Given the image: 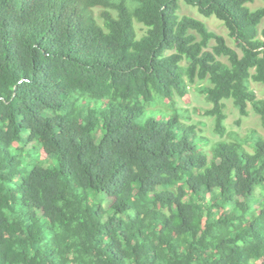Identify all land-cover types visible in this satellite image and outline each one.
<instances>
[{
    "label": "trees",
    "instance_id": "1",
    "mask_svg": "<svg viewBox=\"0 0 264 264\" xmlns=\"http://www.w3.org/2000/svg\"><path fill=\"white\" fill-rule=\"evenodd\" d=\"M249 1L0 0V264H264V137L165 107L207 81L264 129Z\"/></svg>",
    "mask_w": 264,
    "mask_h": 264
},
{
    "label": "rangeland",
    "instance_id": "2",
    "mask_svg": "<svg viewBox=\"0 0 264 264\" xmlns=\"http://www.w3.org/2000/svg\"><path fill=\"white\" fill-rule=\"evenodd\" d=\"M247 5L251 9H256L264 6V0H251ZM180 13L189 14L203 20L211 30L224 35L231 46L238 50L240 49L235 41L229 36L227 28L220 20L214 17L206 18L196 7L189 6L184 2H181ZM138 30L140 34L143 33V26L141 24H138ZM222 59L224 60V57ZM206 84H208L207 81H197L195 85H188L187 91L184 95L176 94L173 101H169L165 107L169 109H172L173 107L178 108L182 115H189L190 118H183L184 121L187 124H196L197 133L207 137L211 143L222 139H229L231 133L236 132L240 135L246 134L251 129L255 130L260 136L264 137V129L261 125L260 116L254 112L251 104H249L248 114L241 116L239 111L233 106L231 100H227L225 106V113L227 115L225 120L227 133L224 137L217 134L214 130V118L207 114V111L212 107V104L202 90ZM250 87L257 94V97L264 101V83L251 80ZM162 108L165 109L163 103ZM33 145L34 144H32V146ZM32 156L37 158V148L32 152ZM52 164L56 165L57 159H53Z\"/></svg>",
    "mask_w": 264,
    "mask_h": 264
}]
</instances>
